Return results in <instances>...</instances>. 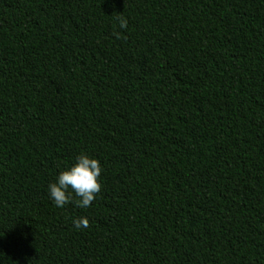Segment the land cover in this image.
Here are the masks:
<instances>
[{
  "label": "trees",
  "instance_id": "trees-1",
  "mask_svg": "<svg viewBox=\"0 0 264 264\" xmlns=\"http://www.w3.org/2000/svg\"><path fill=\"white\" fill-rule=\"evenodd\" d=\"M0 264H264V0H0Z\"/></svg>",
  "mask_w": 264,
  "mask_h": 264
},
{
  "label": "clouds",
  "instance_id": "clouds-1",
  "mask_svg": "<svg viewBox=\"0 0 264 264\" xmlns=\"http://www.w3.org/2000/svg\"><path fill=\"white\" fill-rule=\"evenodd\" d=\"M115 16L119 28L127 29V19L122 14ZM113 35L117 39L124 38L120 32H114ZM102 172L100 161L82 152L76 157L73 166L61 172L55 183L48 185L50 198L58 208H63L69 203L81 208L90 207L102 190V184L99 183ZM73 193L77 199H73ZM73 225L78 230L86 229L89 227V221L87 218H78L73 221Z\"/></svg>",
  "mask_w": 264,
  "mask_h": 264
}]
</instances>
